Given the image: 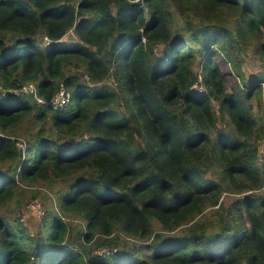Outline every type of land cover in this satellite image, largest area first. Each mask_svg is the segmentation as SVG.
Here are the masks:
<instances>
[{"label":"trees","instance_id":"trees-1","mask_svg":"<svg viewBox=\"0 0 264 264\" xmlns=\"http://www.w3.org/2000/svg\"><path fill=\"white\" fill-rule=\"evenodd\" d=\"M263 111L264 0H0V264H264Z\"/></svg>","mask_w":264,"mask_h":264},{"label":"rangeland","instance_id":"rangeland-1","mask_svg":"<svg viewBox=\"0 0 264 264\" xmlns=\"http://www.w3.org/2000/svg\"><path fill=\"white\" fill-rule=\"evenodd\" d=\"M72 38L73 37H71V33H67L64 37H63V39L62 40H64V41H70V40H72ZM244 70L246 71V72H251V71H253L254 70V68H255V66H256V62H255V60H253V58H254V55H253V53H251L250 52V50H249V48H246L245 49V51H244ZM106 84H108L107 86H114V84L113 83H111V81L108 79V81L106 82ZM195 88H198V89H200L199 87H195ZM59 106H61V104H59V105H57V106H54L55 108H57V107H59ZM263 113H264V111H263ZM262 117L264 118V114H262ZM16 140H18V139H16ZM18 141H20V142H17V144L18 143H22L23 141H21V140H18ZM24 143V142H23ZM41 190H47V189H44V188H42ZM262 193H264V186L262 187V189L260 190ZM44 194L46 195V196H48V192H46V191H44ZM223 195H225V193L223 194ZM223 195H222V197H223ZM30 201H32V200H28L27 202H30ZM38 201H39V199H38ZM33 202V201H32ZM33 203H35V202H33ZM35 204H37V203H35ZM28 206H29V204H28ZM28 206H26V209H25V212H24V214L23 213H21V215H20V221L21 222H23L24 223V225L25 226H29L31 229H32V224H34L35 223V221L36 220H40L41 219V215L42 214H40V212L41 211H39V212H37V211H35V210H32V208L31 207H28ZM105 248H103L102 250H104ZM102 250H100L99 252L101 253V252H103Z\"/></svg>","mask_w":264,"mask_h":264},{"label":"built area","instance_id":"built-area-1","mask_svg":"<svg viewBox=\"0 0 264 264\" xmlns=\"http://www.w3.org/2000/svg\"><path fill=\"white\" fill-rule=\"evenodd\" d=\"M27 90H28L27 87L23 88V91H27ZM37 100L41 101V99H39V98H37ZM68 100H69V93H67L64 89H61L56 95H54V97L52 98L50 103H51L52 107H54V106H57L59 104L63 105ZM18 146L23 150V148H24L23 143H18ZM259 161L261 163H264V135H263L262 141L260 143ZM30 206H31V208H33V210H35L37 212L41 211L40 208H38V205L35 203H31ZM40 214H41V212H40Z\"/></svg>","mask_w":264,"mask_h":264},{"label":"clouds","instance_id":"clouds-1","mask_svg":"<svg viewBox=\"0 0 264 264\" xmlns=\"http://www.w3.org/2000/svg\"><path fill=\"white\" fill-rule=\"evenodd\" d=\"M46 38L47 37H45V41L47 42V40H46ZM25 87H27V91H29L31 94H32V96H33V98L38 102V103H43L44 102V100L40 97V96H38V94H37V88H36V86L34 85V84H29V85H27V86H25ZM39 98V99H41V101H38L37 100V98ZM259 157H260V149H259V156H258V165H262V164H264V163H261L260 161H259ZM38 208H40L39 206H38ZM41 210V209H40Z\"/></svg>","mask_w":264,"mask_h":264}]
</instances>
